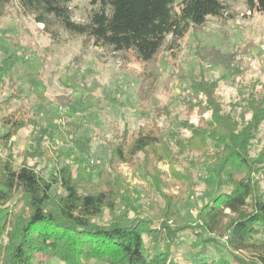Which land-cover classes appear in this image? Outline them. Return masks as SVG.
<instances>
[{
  "label": "trees",
  "instance_id": "trees-1",
  "mask_svg": "<svg viewBox=\"0 0 264 264\" xmlns=\"http://www.w3.org/2000/svg\"><path fill=\"white\" fill-rule=\"evenodd\" d=\"M76 1L0 0V18L14 4L21 15L43 25V32L53 39L62 30L82 37L86 44L147 65L164 47L179 49L182 40L204 27L208 18L227 19L234 0H87L89 8L81 20L74 16ZM243 2L250 12L264 14V0ZM20 62L25 57L10 52L0 63V82L13 89L0 102V110H7L0 117V143L9 149L19 132L33 126L25 150L29 155L39 148L46 150L42 143L47 132L25 116V102L9 74ZM220 80L191 81L182 103L185 118L171 120L169 110L157 112L151 123L135 130L125 125L109 142V167L98 173L96 181L74 177L70 165L46 177L36 164L27 162L33 156L19 164L12 156L0 160V264H49L52 260L176 264L169 251L190 228L179 221L178 205L165 196L163 207L152 203L141 211L133 204L136 188L130 187L117 167L130 165L135 175L151 180L153 189L160 191L168 182L157 164L184 166L193 152L201 153L217 179V189H226L217 190L201 206L197 230L190 228L197 234L191 247L202 249L201 254L211 242L226 238L225 248L233 260L199 258L190 264H264V149L251 155L264 125V82L244 84L235 101L224 103ZM13 100L20 101V107L11 109ZM163 116L169 128L178 127L177 133L162 126ZM171 173L177 180L184 176ZM119 205L128 207L133 216L119 215Z\"/></svg>",
  "mask_w": 264,
  "mask_h": 264
},
{
  "label": "rangeland",
  "instance_id": "rangeland-1",
  "mask_svg": "<svg viewBox=\"0 0 264 264\" xmlns=\"http://www.w3.org/2000/svg\"><path fill=\"white\" fill-rule=\"evenodd\" d=\"M73 7L76 20L85 17L89 8L87 0L74 2ZM7 11L0 18V63L10 52L25 57V62L16 64L9 74L25 102V116L36 120L47 133L42 143L45 153L40 148L29 155L25 153L34 133L30 126L12 139L9 149L0 143V160L12 156L19 164L24 157H36L27 162L36 164L46 177L70 165L74 177L96 181L98 173L109 167V142L125 125L135 130L151 123L157 112L169 110L171 120L185 118L182 103L186 87L193 80L221 79L219 95L224 103L235 101L244 84L264 82V14L250 12L243 0L229 4L227 19L208 18L204 27L191 31L182 40L179 49L164 47L147 65L123 59L122 54L97 48L91 42L86 44L82 37L62 30L59 38L53 39L43 32V25L21 15L16 5L7 7ZM12 91L0 82V102ZM19 104L20 101L13 100L11 109L20 107ZM4 114L7 110H0V117ZM193 120L196 121L195 116ZM159 121L167 131L171 129L165 116ZM171 130L177 133L178 127ZM257 137L252 156L264 149V125ZM205 163L200 152H193L184 166L158 163L157 168L167 174L164 178L168 182V186H160V191L153 189L151 180L135 175L130 165L120 164L117 169L130 187L136 188L135 207L141 211L149 209L152 203L163 207L167 203L165 196H170L180 210L179 221L197 230L201 206L217 190L226 189H217V179ZM171 170L184 175L183 178H172ZM177 198L180 201L176 203ZM150 200L148 206L144 205ZM117 213L133 216L128 207L121 205ZM107 215L104 220L109 218ZM190 228L169 251L176 264H190L199 258L233 260L225 248L226 238L211 242L199 254L202 249L191 247L197 234ZM49 264L63 263L52 260Z\"/></svg>",
  "mask_w": 264,
  "mask_h": 264
}]
</instances>
